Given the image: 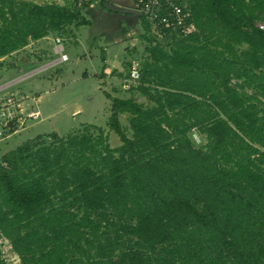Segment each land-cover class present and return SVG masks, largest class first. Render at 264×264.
Returning <instances> with one entry per match:
<instances>
[{
	"label": "trees",
	"instance_id": "1",
	"mask_svg": "<svg viewBox=\"0 0 264 264\" xmlns=\"http://www.w3.org/2000/svg\"><path fill=\"white\" fill-rule=\"evenodd\" d=\"M73 2L0 0V58L88 24ZM186 2L195 29L171 49L143 18L137 91L152 104L107 93L119 146L83 124L1 157L11 264H264V0Z\"/></svg>",
	"mask_w": 264,
	"mask_h": 264
},
{
	"label": "rangeland",
	"instance_id": "2",
	"mask_svg": "<svg viewBox=\"0 0 264 264\" xmlns=\"http://www.w3.org/2000/svg\"><path fill=\"white\" fill-rule=\"evenodd\" d=\"M30 1L46 4L53 3L56 0ZM59 1H62L65 6L70 5L69 0ZM105 6L113 7V3L109 2V5L106 4ZM101 8L102 10L99 12L98 10ZM111 11L105 7L82 9L81 12L89 22L88 24L81 26L72 24L64 28L63 31L52 33L60 38H65L63 44L65 52L69 55V60L66 62L53 65L54 67L49 65L51 61L58 57L53 48L54 43L51 44L48 56L46 55L44 60L37 58L36 53L41 54L40 52H43L45 47L35 43L0 58V62L3 63V66L0 67L1 75L6 72L7 68L4 67L16 66L26 56L33 59L38 65V70L33 69L24 72V74L14 68L9 69L6 79H10V77L12 79L9 82L0 84V90L10 86L0 93L1 97L10 95V93L23 96L24 102L26 101V104H23L26 111L24 114L26 115L27 112L31 111L35 115V118H30L26 123L24 122V126L20 127L16 133L5 134L2 137L3 139H0V159L6 152L25 141L35 139L52 141L51 135L53 133H57L59 136H67L77 131L83 124H96L103 127L105 133L108 134L110 144L113 147L119 146L121 144L120 137L107 125L111 114L112 100L105 95L104 89H107L115 97H132L134 101L143 103L146 106L152 104L146 96L137 91L139 83L131 85L130 88L125 86V79L128 77L132 65H138L139 68H142V63L148 58L146 47L151 44L139 37V32L136 33L132 26L125 23L123 26L117 24V20ZM139 18L141 19L139 23L140 31L143 32V35H146L144 19L143 17ZM105 22L113 23L115 28L109 30L105 26ZM260 23H264V21L257 20L256 24ZM120 27L123 29L122 31ZM194 29L192 28V31ZM149 33L156 36V42L161 41V44L171 49V42L174 39L172 35L160 36L153 29ZM120 39L126 43L122 47L119 46L121 41H117ZM108 50L109 53H107ZM108 55L110 58L109 65L112 68L111 82L108 78L103 79L101 77L104 71L102 57ZM56 74L59 79L56 80L57 77L52 79ZM232 83L240 88L242 81L234 79ZM244 90L249 94L254 95L255 93L249 87L244 88ZM38 95L40 100L35 103L34 101H36ZM78 106L80 111L75 112ZM37 110L42 113L40 119ZM120 119L126 133L132 136L133 131L129 123L130 113H122ZM84 126L81 127L80 131H85ZM91 131L97 134L99 130L96 128L91 129ZM13 255L16 256L15 252ZM17 262L20 263L19 257H17Z\"/></svg>",
	"mask_w": 264,
	"mask_h": 264
},
{
	"label": "built area",
	"instance_id": "3",
	"mask_svg": "<svg viewBox=\"0 0 264 264\" xmlns=\"http://www.w3.org/2000/svg\"><path fill=\"white\" fill-rule=\"evenodd\" d=\"M73 1V6L81 10L106 7L105 5H109L110 2V0ZM132 9L140 12V16L160 36L187 35L192 31L193 27L189 23L190 12L187 9L186 0H136ZM258 26L264 28V23H260ZM54 51L58 54V57L49 63L50 66L69 60V55L65 52L63 38H56ZM140 78V68L138 65H132L130 73L125 79V86L130 88L131 85H137ZM24 103V97L16 96L14 93H10L3 99L0 98V139H3L2 137L5 134L16 133L30 118H35L31 111L27 112L26 115L24 114L26 112L23 107ZM193 136L201 137L196 129L193 130ZM13 254L14 249L11 242L0 231V264H11L15 257Z\"/></svg>",
	"mask_w": 264,
	"mask_h": 264
},
{
	"label": "crops",
	"instance_id": "4",
	"mask_svg": "<svg viewBox=\"0 0 264 264\" xmlns=\"http://www.w3.org/2000/svg\"><path fill=\"white\" fill-rule=\"evenodd\" d=\"M110 2H112L113 3V6L115 5V6H119V7H121V8H127V9H132L133 7H134V4H135V2H136V0H110ZM98 10V9H97ZM101 10H102V8L101 9H99L98 11L99 12H101ZM93 12V11H92ZM111 12H113V14H114V16H115V19L117 20V24H120V25H122L123 26V24L125 23V24H127L128 26L130 25V26H132V28L136 31V33L137 32H139V34H138V36L139 37H141V38H143V39H145V35H143V32L142 31H140V27H139V23H140V18L139 17H142V16H136V15H128V14H123V13H119V12H116V11H111ZM98 14H102V13H98ZM105 26L109 29V30H111V29H114L115 27H113L114 26V24L113 23H111V24H109L108 22H105ZM145 27V26H144ZM120 29H121V31L123 30L121 27H120ZM144 30V29H143ZM127 34H129L128 32H126ZM55 36H56V38L58 37V35H53L52 33L51 34H49V35H47V36H44V37H42V38H39V39H37V40H30V44H28V45H32V44H36V45H38V44H41L42 46H44L45 47V50L42 52H40L41 54H39L38 52L36 53L37 54V58H39V59H41V60H44V59H46L45 58V56L47 55L48 56V50L50 49V46H51V44H53V48L55 47ZM135 38H136V36H135ZM63 40L65 41V38L63 37ZM117 41H121V39L120 40H117ZM126 43L122 40L121 42H120V44H119V46H123V45H125ZM27 46V45H26ZM120 49V48H119ZM110 51L108 50L107 51V53H109ZM103 58V63H104V66L102 67V68H104V71H103V73L101 74V77L103 78V79H105V78H108L109 79V81L111 82V72H112V68L110 67V65H109V60H110V58H109V55L108 56H104V57H102ZM68 61V60H67ZM66 62V61H65ZM37 64L33 61V59H30L28 56H26L24 59H21L20 60V62H18L17 64H16V66H6V67H4L5 69H6V72L3 74L2 73V75H1V73H0V84H4V83H6V82H9L10 81V79H12L11 77H10V79L8 78V79H6L7 77H8V71H9V69H16L18 72H23V74H24V72H26V71H30V70H33V69H38L37 68ZM115 66V65H114ZM52 67H54V66H52ZM41 72V71H40ZM39 72V73H40ZM22 74V75H23ZM84 74H87V73H84ZM19 77V76H18ZM55 77H57L56 78V80H58L59 78V76L56 74L55 76H53L52 77V79L53 78H55ZM47 78H49L48 76H47ZM109 82V83H110ZM13 85V84H12ZM11 85V86H12ZM10 86H8V87H6L5 89H7V88H9ZM4 89V90H5ZM104 92H105V95H107V93H110L107 89H104ZM0 93H2V91L0 92ZM111 94V93H110ZM3 96V95H2ZM7 96V95H6ZM115 96V95H114ZM3 97H5V96H3ZM3 97H1L0 96V98H3ZM39 98V95H38V97H36V101H34L35 103H38L39 102V100H40V98ZM25 104H26V101H25ZM26 107H27V105H26ZM33 110V109H32ZM34 110H36V109H34ZM37 111H39V119L41 118V115H42V113H41V111L40 110H37ZM80 111V108H79V106L76 108V110H75V112H79ZM37 118V119H38ZM30 125V124H29ZM28 127V126H27ZM26 127V128H27ZM26 128H24V129H26ZM23 129V130H24ZM21 132V131H20Z\"/></svg>",
	"mask_w": 264,
	"mask_h": 264
},
{
	"label": "water",
	"instance_id": "5",
	"mask_svg": "<svg viewBox=\"0 0 264 264\" xmlns=\"http://www.w3.org/2000/svg\"><path fill=\"white\" fill-rule=\"evenodd\" d=\"M105 8H108L112 11H116V12H119V13H123V14H128V15H136V16H139L141 15L140 12L134 10V9H127V8H121V7H105Z\"/></svg>",
	"mask_w": 264,
	"mask_h": 264
},
{
	"label": "clouds",
	"instance_id": "6",
	"mask_svg": "<svg viewBox=\"0 0 264 264\" xmlns=\"http://www.w3.org/2000/svg\"><path fill=\"white\" fill-rule=\"evenodd\" d=\"M190 141L193 143V146L197 149L203 146V144L206 142V137L201 138L199 136H189Z\"/></svg>",
	"mask_w": 264,
	"mask_h": 264
}]
</instances>
